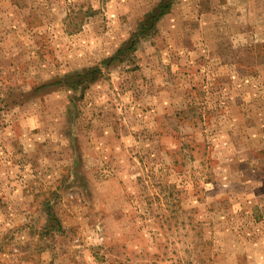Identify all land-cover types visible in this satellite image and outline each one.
<instances>
[{
	"label": "rangeland",
	"instance_id": "1",
	"mask_svg": "<svg viewBox=\"0 0 264 264\" xmlns=\"http://www.w3.org/2000/svg\"><path fill=\"white\" fill-rule=\"evenodd\" d=\"M159 2L0 0V264H264V0Z\"/></svg>",
	"mask_w": 264,
	"mask_h": 264
},
{
	"label": "trees",
	"instance_id": "2",
	"mask_svg": "<svg viewBox=\"0 0 264 264\" xmlns=\"http://www.w3.org/2000/svg\"><path fill=\"white\" fill-rule=\"evenodd\" d=\"M173 2L174 0H160L159 4L140 22L136 33L132 35L130 39L126 40L114 55L105 59L103 64L105 63V65L110 66L112 63L123 61L125 58L129 57L130 54L135 51L140 38L154 30L160 19L170 11ZM102 74V67L95 65L84 72L75 71L74 74H69L57 82H51L44 86L49 88L53 87L55 84H60L61 86L69 85L72 89H78L79 87L86 88L89 84L100 79Z\"/></svg>",
	"mask_w": 264,
	"mask_h": 264
}]
</instances>
